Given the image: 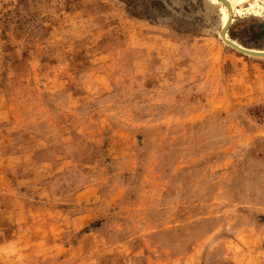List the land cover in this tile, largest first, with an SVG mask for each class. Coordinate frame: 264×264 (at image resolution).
<instances>
[{
	"label": "rangeland",
	"instance_id": "1",
	"mask_svg": "<svg viewBox=\"0 0 264 264\" xmlns=\"http://www.w3.org/2000/svg\"><path fill=\"white\" fill-rule=\"evenodd\" d=\"M220 30L264 53V0H0V264H264V58Z\"/></svg>",
	"mask_w": 264,
	"mask_h": 264
},
{
	"label": "water",
	"instance_id": "2",
	"mask_svg": "<svg viewBox=\"0 0 264 264\" xmlns=\"http://www.w3.org/2000/svg\"><path fill=\"white\" fill-rule=\"evenodd\" d=\"M229 25L230 24L228 23V25L226 27V31H227V28H228ZM222 35H223V31L220 30L219 31V37L221 39V42L223 44L227 45L228 47H230L231 49L235 50L237 53H240V54H243V55H247V56H251V57L264 58V53L250 52L247 49L236 47V45L231 44L229 41H227L225 38H223Z\"/></svg>",
	"mask_w": 264,
	"mask_h": 264
},
{
	"label": "bare ground",
	"instance_id": "3",
	"mask_svg": "<svg viewBox=\"0 0 264 264\" xmlns=\"http://www.w3.org/2000/svg\"><path fill=\"white\" fill-rule=\"evenodd\" d=\"M224 2V1H223ZM225 3V2H224ZM229 41V40H228ZM231 44H234V45H236V43H233L232 41H229ZM236 47H238L237 45H236Z\"/></svg>",
	"mask_w": 264,
	"mask_h": 264
}]
</instances>
